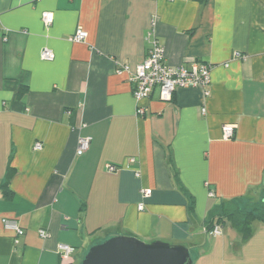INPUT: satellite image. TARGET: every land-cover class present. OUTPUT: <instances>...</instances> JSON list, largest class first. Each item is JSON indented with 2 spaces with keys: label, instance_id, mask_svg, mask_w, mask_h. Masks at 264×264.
Here are the masks:
<instances>
[{
  "label": "crops",
  "instance_id": "0c3cea01",
  "mask_svg": "<svg viewBox=\"0 0 264 264\" xmlns=\"http://www.w3.org/2000/svg\"><path fill=\"white\" fill-rule=\"evenodd\" d=\"M0 33V264H67L59 244L81 264L117 235L185 245L193 264H264L263 222L246 241L208 231L223 204L264 203V0H0ZM153 39L171 65H211L210 96L137 101Z\"/></svg>",
  "mask_w": 264,
  "mask_h": 264
},
{
  "label": "built area",
  "instance_id": "2783aa9c",
  "mask_svg": "<svg viewBox=\"0 0 264 264\" xmlns=\"http://www.w3.org/2000/svg\"><path fill=\"white\" fill-rule=\"evenodd\" d=\"M42 19L46 25H51L54 22V14L46 12ZM1 35V33H0ZM88 37V33L82 29L70 37L72 42H84ZM44 60L52 61L55 59V54L49 49L42 52ZM124 70L131 72L128 66H124ZM211 70L209 64L194 61L190 66L187 65H171L166 61L165 48L157 39H153L152 45L148 50L145 61L137 66L134 73H131L130 81L133 85V94L137 101L150 98L156 91L161 101L169 102L173 99L174 94L179 89L185 88H200L204 91L205 96H210L211 85ZM205 111V110H203ZM144 112L139 109V114ZM224 137L231 139L235 135L234 126L223 127ZM92 138L82 137L79 139L77 147V155L83 156L91 148ZM42 145L39 143L35 146L36 150H40ZM110 170L115 167L110 166ZM150 194L148 190L143 191V195L147 197ZM211 195H214L211 193ZM144 206H140L143 210ZM4 225L7 229L14 231L17 236L24 235V230L19 223L14 219H5ZM42 238H48L49 234L46 230H40ZM213 235H222L223 226L218 224L211 231ZM77 249L67 244L58 245V254L62 261L71 262L75 256Z\"/></svg>",
  "mask_w": 264,
  "mask_h": 264
},
{
  "label": "water",
  "instance_id": "95a60500",
  "mask_svg": "<svg viewBox=\"0 0 264 264\" xmlns=\"http://www.w3.org/2000/svg\"><path fill=\"white\" fill-rule=\"evenodd\" d=\"M81 264H193V259L185 245L117 235L93 245Z\"/></svg>",
  "mask_w": 264,
  "mask_h": 264
},
{
  "label": "trees",
  "instance_id": "16d2710c",
  "mask_svg": "<svg viewBox=\"0 0 264 264\" xmlns=\"http://www.w3.org/2000/svg\"><path fill=\"white\" fill-rule=\"evenodd\" d=\"M14 176L13 169L9 166L6 178L1 185L2 191L6 198L12 196L10 184ZM255 204L250 209L247 203ZM217 222H211L208 224V231H212L217 225H230L233 229L237 230L243 241L248 240L253 234V225L256 222L264 223V203L257 202L249 199L245 201H238L230 204H223L215 216Z\"/></svg>",
  "mask_w": 264,
  "mask_h": 264
},
{
  "label": "rangeland",
  "instance_id": "374dc122",
  "mask_svg": "<svg viewBox=\"0 0 264 264\" xmlns=\"http://www.w3.org/2000/svg\"><path fill=\"white\" fill-rule=\"evenodd\" d=\"M246 205H248V207L251 209L252 206H254L255 204H253L252 202H251V203L249 202V204L247 203ZM67 264H68V263H67Z\"/></svg>",
  "mask_w": 264,
  "mask_h": 264
}]
</instances>
